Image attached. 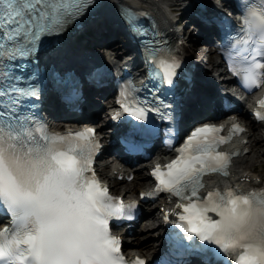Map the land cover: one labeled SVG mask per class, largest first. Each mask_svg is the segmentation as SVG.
Wrapping results in <instances>:
<instances>
[{"label":"snow or ice","instance_id":"snow-or-ice-1","mask_svg":"<svg viewBox=\"0 0 264 264\" xmlns=\"http://www.w3.org/2000/svg\"><path fill=\"white\" fill-rule=\"evenodd\" d=\"M96 6V0H0V215L10 217L0 227V264H146L143 256L126 257L122 237L110 226L136 216L138 202L112 195L97 176L96 129L52 131L37 114L35 98L43 95L46 81L56 86L76 79L59 68L65 53L58 40L51 44L52 37ZM238 6L241 25L228 26L220 50L251 89L264 82V0H238ZM121 10L131 30L143 37L139 43L147 79L139 85L130 77L122 81L116 98L121 108L113 116L127 112L136 118L127 137L141 131L158 135L164 123V142L172 148L181 61L166 39H157L158 31L149 35L131 9ZM143 88H149L147 94L138 95ZM80 94L73 87L64 98L73 101ZM258 104L264 106V98ZM255 115L264 119L259 108ZM223 127L198 125L176 146L178 155L151 169L157 183L140 196L163 189L177 198L163 213L173 226L166 254L152 264H190L192 256L200 264H264V188L245 192L230 185L200 191L205 173L228 175L231 157L239 154V149L227 152L219 145L244 128L232 122L228 136H222ZM173 212L177 218L170 221Z\"/></svg>","mask_w":264,"mask_h":264},{"label":"bare ground","instance_id":"bare-ground-1","mask_svg":"<svg viewBox=\"0 0 264 264\" xmlns=\"http://www.w3.org/2000/svg\"><path fill=\"white\" fill-rule=\"evenodd\" d=\"M117 1H122L128 3L130 5H134L136 8L139 9H151L154 11L162 19H167L169 23L166 25L168 31L173 29L174 31H170L171 34H175V31H180L181 28L177 27L174 28V20H175V13L178 12L185 2H191L192 0H106L105 4L107 7L114 5ZM206 1V0H202ZM213 3H216V0H211ZM186 11L182 10V13ZM181 13V14H182ZM108 14H111L108 12ZM93 27L94 35L91 36L92 43H97V45H101L104 43L107 36L114 34L116 30V26H114L110 21V16L106 13L100 14L97 20L94 21V24H90ZM173 27V28H172ZM188 27V26H187ZM184 28V34L186 38L192 39L191 35H188V32ZM106 31L107 33L104 32ZM98 35H102V37H98ZM90 42V39H87ZM72 49L74 44L72 41L66 40V49ZM123 47V46H121ZM107 50V51H106ZM106 51L109 55L111 60L116 58L117 50L114 49L113 46L108 48H103L102 53L106 54ZM194 59L196 60L197 65H201L204 61V56L208 55L209 59H211L214 63H217L215 59V54L213 52L209 53V48L206 45H200L198 48H193ZM104 56V55H103ZM105 57V56H104ZM199 82V81H198ZM205 83H200L197 87L198 91L203 92H210V87H204ZM199 88V89H198ZM94 101V100H93ZM53 102H49V106H53L52 110H58L57 106H54ZM186 115L192 117L194 113L197 111L195 110L193 104L188 103L185 107ZM241 115L245 117L244 109L241 110ZM72 117H70L71 119ZM247 126L249 127L248 132L246 133L245 137L248 141L244 143L237 142L235 148H240L241 150L247 149L248 151L241 154L240 156L234 159V162L231 167L230 175L224 179H217L215 177H209L206 179V184L210 185H224L225 183H233L238 185H255L258 184L257 180H262L264 182V175L259 174L256 163L257 160H263L264 158V147L262 145V133L260 131L255 130L254 125L251 122L247 121ZM109 168V170H107ZM99 170L102 175L111 183L112 190L114 193L123 194L125 197H136L138 195L141 187H142V180L143 178L147 179V168L140 167L134 171V178L130 182H126L124 186H120V183L114 179L115 177V170H119L113 161H108L104 165H100ZM145 170V171H144ZM159 203H164L159 202ZM156 204L154 205L155 208ZM147 210H150L147 208ZM153 211V209L151 210ZM146 219H151V221L147 224L143 223V225L138 226L137 230L134 232L133 236L126 241V251L130 253H136L140 255H144L146 257H151L152 253L156 252L159 247V228L160 223L155 220V216L152 215ZM155 220V221H154ZM148 239H152V241L148 242ZM154 239V240H153Z\"/></svg>","mask_w":264,"mask_h":264},{"label":"rangeland","instance_id":"rangeland-1","mask_svg":"<svg viewBox=\"0 0 264 264\" xmlns=\"http://www.w3.org/2000/svg\"><path fill=\"white\" fill-rule=\"evenodd\" d=\"M186 31L188 32V35H191L192 36V40H193V38L194 39H196L195 37V34H194V32L193 31H191V27H188L187 29H186ZM116 43H118V42H116ZM204 59H208V55H205L204 56ZM203 63V62H202ZM205 64V63H204ZM256 132H257V130H256ZM104 160V159H103ZM256 167H257V170H258V173L259 174H263L264 175V158H263V160H257V163H256ZM107 170H109V168L107 169ZM145 180V178H143V180L142 181H144ZM126 183H121L120 182V186H124ZM154 240V239H153ZM150 241H152V239H148V242H150Z\"/></svg>","mask_w":264,"mask_h":264}]
</instances>
